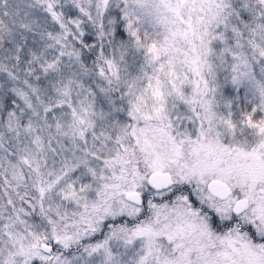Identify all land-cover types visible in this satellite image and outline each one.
<instances>
[{
  "label": "snow or ice",
  "instance_id": "snow-or-ice-1",
  "mask_svg": "<svg viewBox=\"0 0 264 264\" xmlns=\"http://www.w3.org/2000/svg\"><path fill=\"white\" fill-rule=\"evenodd\" d=\"M0 264H264V0H0Z\"/></svg>",
  "mask_w": 264,
  "mask_h": 264
}]
</instances>
